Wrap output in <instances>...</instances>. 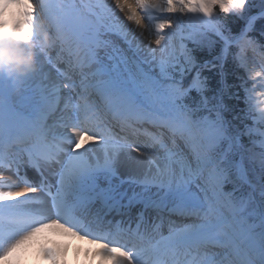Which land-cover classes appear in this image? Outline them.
<instances>
[{
    "label": "snow or ice",
    "instance_id": "snow-or-ice-1",
    "mask_svg": "<svg viewBox=\"0 0 264 264\" xmlns=\"http://www.w3.org/2000/svg\"><path fill=\"white\" fill-rule=\"evenodd\" d=\"M256 6L0 0V64L15 66L36 42L26 71L0 69V264H20L52 233L93 238L98 264H264V99L238 76L236 125L203 76L218 69L223 83L232 55L264 88V44L250 35L264 0L253 15ZM222 15L245 24L233 34ZM101 30L127 47L100 40ZM189 42L219 52L198 63ZM152 213L170 218L167 236L149 226ZM38 251L62 264L63 245Z\"/></svg>",
    "mask_w": 264,
    "mask_h": 264
},
{
    "label": "trees",
    "instance_id": "trees-1",
    "mask_svg": "<svg viewBox=\"0 0 264 264\" xmlns=\"http://www.w3.org/2000/svg\"><path fill=\"white\" fill-rule=\"evenodd\" d=\"M257 11L258 7L250 9L251 14L256 13ZM221 18L227 22V26L229 29L232 30L233 34L238 33L239 30L242 29L245 24V21L240 19L239 17L222 15ZM262 24H264V21L258 20L255 25V31L250 34L256 35L257 39H259L260 41L264 40L261 39L259 36V29ZM188 46L189 48H194V46L190 42ZM218 52L219 46H217L211 53H209L207 49L201 50L198 48H194L193 54L195 55L198 63H203L204 60H212L213 56L217 55ZM224 72V82L221 83V77L219 75L218 69H212L211 71L205 69L203 71V76L208 78L209 91L207 92V95L209 97H212L214 95L220 96L223 100L224 105L226 106V110L223 113L225 119L232 121L236 125H239V121H233V116L237 115L240 112V109L245 108V105L242 101L236 100L232 94L239 91L241 97H243V90L238 87L241 81L237 79V77L243 76L245 78L246 73L236 67V62L233 60L232 55H229L227 61L225 62ZM225 85L227 87H225ZM191 95L193 99H199L197 93L193 92ZM246 122L250 123V121ZM245 141H247V137H245Z\"/></svg>",
    "mask_w": 264,
    "mask_h": 264
},
{
    "label": "bare ground",
    "instance_id": "bare-ground-1",
    "mask_svg": "<svg viewBox=\"0 0 264 264\" xmlns=\"http://www.w3.org/2000/svg\"><path fill=\"white\" fill-rule=\"evenodd\" d=\"M109 2H111V0H109ZM119 15L121 19H123V13H120ZM125 23L127 24L126 21ZM130 27H134V26H130ZM64 83H66V81L61 79V84ZM156 154L160 155L159 152H157ZM122 170L127 171L126 168ZM132 226L135 227V224L133 223ZM162 235L167 236L168 232H164L162 233ZM92 239L93 238L90 237L88 240H84L81 239L80 237H68L62 234L52 233L42 237L39 244H37L35 247L26 250L24 255L21 257V260L24 259L25 261H28L27 264H50V261L47 260L46 258H43V256L39 253L38 251L39 247L42 245L45 247L55 249L63 245L64 257H66L64 260L66 261L68 259L69 264H72L73 257H78L79 255H81L83 258H86V264H98V257L92 255V253L95 252L97 248V245L91 242ZM85 253H87V255ZM90 258H92V261L89 260Z\"/></svg>",
    "mask_w": 264,
    "mask_h": 264
},
{
    "label": "rangeland",
    "instance_id": "rangeland-1",
    "mask_svg": "<svg viewBox=\"0 0 264 264\" xmlns=\"http://www.w3.org/2000/svg\"><path fill=\"white\" fill-rule=\"evenodd\" d=\"M79 2H80V0H77V3H79ZM256 5H257L256 7H252V8H257L258 7L259 0H256ZM90 38H91V33L90 32H85L83 34V36L80 37V42L83 41V42H81V46H84L85 45L84 42L85 43L88 42L90 40ZM99 39L100 40H111L117 47H121V48H126L127 47L125 44H123V42L121 40H119V38H117L116 36H113V35L104 34L103 30H101V35L99 36ZM153 47H155V45H153ZM108 50L110 51V49H108ZM97 51L99 53H100V51H103V53L105 54L106 50L104 48H99V49H97ZM246 56L251 57L252 55H246ZM250 67H251V65H250ZM156 70L158 71V69H156ZM254 71H260V68L259 67H255ZM258 79L259 78H257L256 81H258ZM260 82H262V81H260ZM252 85H253V87H255V90L253 91L252 95L254 97H256L257 99H264V97H261L259 95L260 93L264 92V88L260 87V85L258 83L255 84V82H253ZM65 258L66 257H64V255H63L62 264H69L68 259L65 261L64 260ZM72 259H73L72 264H86V258H83L81 255H79L78 257H73ZM89 260L92 261V258H90ZM27 262L28 261H25L24 259L20 260V264H27Z\"/></svg>",
    "mask_w": 264,
    "mask_h": 264
},
{
    "label": "clouds",
    "instance_id": "clouds-1",
    "mask_svg": "<svg viewBox=\"0 0 264 264\" xmlns=\"http://www.w3.org/2000/svg\"><path fill=\"white\" fill-rule=\"evenodd\" d=\"M19 7L18 5H11L9 9L5 12V18H8L9 13ZM4 30H7V25L4 26ZM36 46V42L33 44H29L27 46H22L21 50L16 54L17 62L15 66L7 65V64H0V69L3 70H11V71H26L29 67H31V61L34 56V48Z\"/></svg>",
    "mask_w": 264,
    "mask_h": 264
}]
</instances>
